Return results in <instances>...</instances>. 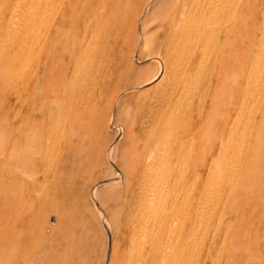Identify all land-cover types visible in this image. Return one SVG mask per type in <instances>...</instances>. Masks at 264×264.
<instances>
[{
  "label": "bare ground",
  "instance_id": "6f19581e",
  "mask_svg": "<svg viewBox=\"0 0 264 264\" xmlns=\"http://www.w3.org/2000/svg\"><path fill=\"white\" fill-rule=\"evenodd\" d=\"M52 1L11 0L12 12L6 13V8L0 11V67L5 59L10 60L9 56L15 50L17 53L12 59L14 63L7 68V87L13 85L17 78V85L23 80H28V83L33 80L32 87L42 84L45 75L39 66L47 53L35 56L30 54V48L33 42L37 39L42 41L48 33L45 25L41 24L45 15L51 14V27H59L61 76L59 84L47 98L55 102L59 97L61 108L78 100L83 106L73 119H63L60 115L57 119L51 117L48 120L42 111L37 116L42 125L52 124L54 120L79 123L89 116L104 118L108 112L105 106L125 89L149 84L155 79L166 84L169 79L166 86L159 84L160 89L157 87L152 98L145 97L140 104L142 108L148 106V102H156L149 113L151 116L147 112L146 117L143 110L139 111L142 118L150 116L151 126L142 137V145L147 152L141 151L143 161L136 169L134 186L123 209L128 219L112 222L116 231L113 264H122L125 260L130 264L137 261L141 264H192V252L207 250L208 254L212 253L216 248L215 220L223 224L224 207L231 204L234 188L241 179L244 181V177L241 178L242 163L237 162L239 159L230 158L232 143L239 129L238 121L234 118L230 123L228 119L220 121V129L215 132L213 127L208 138L203 140L206 120L201 106L215 98V74L219 71L215 43L218 44L219 55L233 28H224V23L235 21L238 7L247 0H59L58 8ZM9 3L10 0H6L7 5H4ZM240 10L242 15L246 14L245 10ZM121 11L127 15L119 18ZM3 27L7 37L2 40ZM136 33L142 38L140 49L136 48ZM255 41L256 46L249 59L246 50H242L245 54L242 67L234 80L240 91L236 103L238 115L250 107L249 113L255 120H251L249 127L239 134L249 136L247 147H244L245 139L242 147L237 149L245 148L254 155L264 138V12L260 14V28ZM141 59L151 64L132 73V64L139 63ZM24 64H31L34 69L22 74ZM207 77L208 88L202 93L195 91ZM29 96L22 97L28 100ZM147 124L144 123L146 128ZM190 134L197 139L189 138ZM57 145L59 152V143ZM68 148V145H62L60 152H66ZM184 164H195L198 168L190 171L187 166H182ZM220 185L218 196H215V187ZM153 197L166 198L168 203L156 209L144 207V200ZM152 224L156 225V232ZM142 238L145 245L150 246V251L134 255L132 249Z\"/></svg>",
  "mask_w": 264,
  "mask_h": 264
},
{
  "label": "rangeland",
  "instance_id": "374dc122",
  "mask_svg": "<svg viewBox=\"0 0 264 264\" xmlns=\"http://www.w3.org/2000/svg\"><path fill=\"white\" fill-rule=\"evenodd\" d=\"M12 2L10 0L6 6V0H0V11L6 8V13L10 14ZM52 2L58 8L59 0ZM240 7L236 13L237 19L232 22L227 20L223 25L226 29L233 28L219 55L218 44L215 43V57H219V71L215 74V98L212 97L211 101L201 106V110L206 120L203 140L208 138L213 127L215 132L220 129V121L228 119L230 123L232 118L238 121L239 129L234 138L236 142L233 140L232 143L231 150L234 152L231 151L230 158L235 161L239 159L237 162L242 163L241 178L244 177L245 182L241 179L235 186L231 204L224 207L223 224L215 220V250L209 254L207 250H201V254L198 250L192 252V264L197 260L198 264H264V138L255 155L245 148H240V151L237 149L242 147L245 139L243 146L247 147L249 136L245 134L242 137L239 134L249 127L254 115L249 113L250 107L238 115L236 103L240 91L234 81L242 67V57L246 54L249 59L256 46L264 0H247ZM240 9L245 10L246 14L242 15ZM47 15L44 16L45 21L41 19V24L48 30L47 35L40 42L37 39L39 43L33 42L30 48V54L35 56L47 53L39 66L45 75L42 84L32 87L33 80L29 83L23 80L25 84L22 81L17 85V78L13 85L5 86L7 68L14 63L16 50L9 56L10 60L3 59L4 63L0 67V264H113L116 231L112 228V222L118 223L120 218L128 219L123 209L134 186L136 169L143 161L141 151L147 149L142 145V137L151 126L149 113L156 106L155 101L153 104L148 102V106L142 108L140 104L145 97L152 98L159 84L166 86L169 79L166 84L155 79L149 84L125 89L111 105L105 106L108 112L104 118L89 116L79 123L54 120L52 124L42 125L37 118L42 111L48 120L51 117L57 119L60 115L63 119H73L83 106L82 101L78 100L74 105L61 108L59 97L55 102L47 98L59 84L61 76L59 27H51V14ZM126 15L121 11L119 18ZM5 33L3 27L2 40L4 36L7 37ZM134 37L138 40L136 48L140 49L142 38L138 33ZM243 49L246 50L245 54ZM26 64L21 70L22 74L34 69L31 64ZM150 64L146 59H141L139 63L132 64L131 72L144 70ZM208 79L205 78V82H201L194 90L204 92L208 88ZM27 92H30V96ZM23 95L29 96V99ZM72 107H75L74 110ZM140 109L145 115L148 112V119L142 118ZM144 123H148L147 128ZM262 132L264 134V125ZM189 138L197 139L191 134ZM62 145L69 146L66 152H60ZM187 167L190 171L198 168L195 164ZM221 187H215V196H218ZM165 199L148 198L144 200L143 206L156 209L168 203ZM151 226L156 232V225ZM135 246L132 249L134 255H144L150 251V246L145 245L143 238ZM122 264L130 262L125 260ZM132 264L141 263L137 261Z\"/></svg>",
  "mask_w": 264,
  "mask_h": 264
}]
</instances>
